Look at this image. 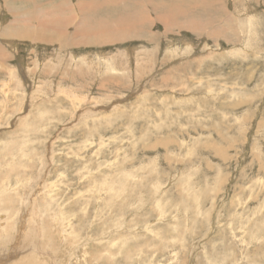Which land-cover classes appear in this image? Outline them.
<instances>
[{
    "label": "rangeland",
    "instance_id": "obj_1",
    "mask_svg": "<svg viewBox=\"0 0 264 264\" xmlns=\"http://www.w3.org/2000/svg\"><path fill=\"white\" fill-rule=\"evenodd\" d=\"M143 1L90 13L115 41L0 42V244L33 224L42 264H264V0H175L173 27Z\"/></svg>",
    "mask_w": 264,
    "mask_h": 264
},
{
    "label": "bare ground",
    "instance_id": "obj_2",
    "mask_svg": "<svg viewBox=\"0 0 264 264\" xmlns=\"http://www.w3.org/2000/svg\"><path fill=\"white\" fill-rule=\"evenodd\" d=\"M146 2H147V0H146ZM174 2H175V0H172V3L168 4V3H166V1H164L163 4L166 5L165 7H169V8L162 7L163 11H167L169 13L168 14L162 13L160 16H158V17L156 16L158 18L156 20H159V19L161 20V18L166 20V22L169 20L167 22V24L169 26H172L176 22V18L178 16V15L176 16L177 12L175 13V15L171 14L174 11L172 9L173 6L175 5ZM188 2L191 5V8L193 10L198 11V6L196 3H194L193 1H192L193 2L192 3V2H190V0H188ZM203 2L205 3L206 1H203ZM204 3H203V8L205 7ZM209 3H211V2H209ZM153 4H155V2ZM208 5L209 4L207 3V7H208ZM213 5H214V3H213ZM3 7H5L4 10H6L10 14L11 21L9 24H6V22L3 23L4 25L6 24L5 26L2 23H0V42H2V41L4 42L5 40L6 41L27 40V41H31L32 43H42V44H46V45H48V44H57L58 45L59 44L60 48H63V47H69L70 48L71 46L78 45V44H87L88 45V43H91V42H97V41H103V40L115 41V40L119 39V36L114 37L115 36L114 34L117 32H115V33L113 32L114 33L113 36L110 35V33H109L110 36L107 35V31L104 30L107 27V25L105 24L106 20L102 19V23H101V22L97 21L98 16H94L92 18V20L96 19V21H94L95 25L96 26L100 25V28L94 30V31H96L95 33H89V28H90L89 25L91 24V22L89 21V15H91L90 14L91 12L96 13V12L100 11L103 14H105V12H110V13L114 14L115 12L124 11V15H121L119 18L121 20H124L126 18H129V15L130 16L133 15V14H131L132 12L134 13L133 16L135 18L141 17V15L143 16V14L147 16L145 11H148L150 9L149 6L146 5V3H144L143 0H0V9ZM159 7L160 6H158V8ZM156 8H157V6H156ZM128 11H132V12L128 13L129 15L125 14V12H128ZM78 16H81L82 18H80V20H78L77 19ZM2 20H4V19H2ZM151 21H154V20L151 19ZM226 24H228V23H226ZM138 25H140V24H138ZM185 25L187 26V24H185ZM194 25L196 26L197 24H194ZM92 26H91V28H92ZM125 30H127V29H125ZM227 30H229V29L226 28V31ZM194 31H195V29H194ZM222 32H224V31H222ZM222 32H221V34H222ZM226 33H224V34H226ZM125 34H127V32ZM125 34L124 35L121 34L123 38L126 37ZM136 34H138V33H136ZM234 36L235 35H233V37ZM138 37L139 38L141 37V39H142L143 36H138ZM223 37H225V36H223ZM5 43H7V42H5ZM10 43L11 42H9L8 44H10ZM4 47H6V46H4ZM4 47H3V49H4ZM2 51L3 50L1 49V45H0V58L2 56L1 54H3V53H1ZM6 51H7V47L5 49V53H6ZM2 57H3L2 59H4V56H2ZM27 130H28V128H27ZM3 201H5V200H3ZM27 216H29L28 213H27ZM5 217H7V216H5ZM21 219H23V218H21ZM20 222H21V220H20ZM27 222L28 221H25L24 224H27ZM24 224H22V225H24ZM29 224H31V223L29 222ZM32 225L30 226L29 230H28V227L25 230V232H27V233L23 232L24 234H20V232H17V234H15L16 237L14 239L17 240L15 243H11L10 241L5 240L4 241L6 244L5 246L0 244V264H42V261H40L41 259L39 260L37 258L38 256H40L42 254V243L40 241L41 239H40V237L38 238V236H37L36 230L38 228H36L34 226V228L32 229ZM4 228H6V227H4ZM32 233L34 234V235H32L33 237L31 236ZM10 237H11V235H10ZM7 238H8V236H7ZM0 243H1V241H0ZM44 246H46V245H44ZM47 246H48V244H47ZM28 249H32V252L28 251ZM38 250H40V253L38 252ZM30 252H31V254L26 256Z\"/></svg>",
    "mask_w": 264,
    "mask_h": 264
}]
</instances>
